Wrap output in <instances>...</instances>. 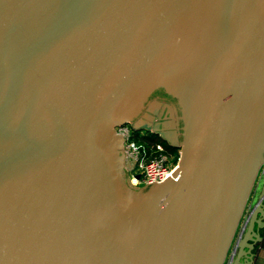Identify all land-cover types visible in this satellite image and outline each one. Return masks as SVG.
Wrapping results in <instances>:
<instances>
[{"label": "water", "instance_id": "obj_1", "mask_svg": "<svg viewBox=\"0 0 264 264\" xmlns=\"http://www.w3.org/2000/svg\"><path fill=\"white\" fill-rule=\"evenodd\" d=\"M263 167L264 0H0V264H254Z\"/></svg>", "mask_w": 264, "mask_h": 264}, {"label": "built area", "instance_id": "obj_2", "mask_svg": "<svg viewBox=\"0 0 264 264\" xmlns=\"http://www.w3.org/2000/svg\"><path fill=\"white\" fill-rule=\"evenodd\" d=\"M116 133L123 136L124 156L132 166L129 175L135 186L141 188L147 183L162 182L178 168L180 152H169L162 143L152 141L146 133L139 134L130 124L118 126Z\"/></svg>", "mask_w": 264, "mask_h": 264}, {"label": "crops", "instance_id": "obj_3", "mask_svg": "<svg viewBox=\"0 0 264 264\" xmlns=\"http://www.w3.org/2000/svg\"><path fill=\"white\" fill-rule=\"evenodd\" d=\"M258 188H257V192L255 194V198L253 199V201L249 202V207L251 206V204L253 203V205H255L258 201V196L261 192V189L264 186V167L261 169L260 175H259V179L257 182ZM264 204V201H263ZM249 213V208L247 210V214ZM247 217V215L245 214V218ZM245 218L243 219V221H245ZM244 224V223H243ZM243 226V225H242ZM258 230V236H261L262 240L261 242H259L256 245V248L254 250V254H255V258H254V264H264V224H262L259 228H257ZM251 237H253V235H251Z\"/></svg>", "mask_w": 264, "mask_h": 264}, {"label": "flooded vegetation", "instance_id": "obj_4", "mask_svg": "<svg viewBox=\"0 0 264 264\" xmlns=\"http://www.w3.org/2000/svg\"><path fill=\"white\" fill-rule=\"evenodd\" d=\"M167 100H168L169 102H174V100L171 99V98H169V99H167ZM174 104H175V103H174ZM168 117H170V114H169ZM168 121H170V119H169ZM168 121H165V118H164V117L161 119V121H158V118H156L155 121H152V122H153V123H152V127H153V128H158L157 123H159V124H160V125H159V128L162 129L163 124L167 123ZM147 137H148L149 139H153V140H155V141H160V142H162V143L164 144L165 148H166L167 150L171 151V149H170L171 147H170V146L167 144V142H166L163 138H161L157 133L149 132V133H147ZM172 149H173V148H172ZM173 150H174V149H173ZM176 151L179 152V150H176ZM123 174H124V178H125V180L127 179L131 184H133V183H132L133 180H132V178L130 177L129 172L127 171V169H124Z\"/></svg>", "mask_w": 264, "mask_h": 264}, {"label": "rangeland", "instance_id": "obj_5", "mask_svg": "<svg viewBox=\"0 0 264 264\" xmlns=\"http://www.w3.org/2000/svg\"><path fill=\"white\" fill-rule=\"evenodd\" d=\"M138 133L140 134L141 132H138ZM142 134H145V132H143ZM174 151H176V150L174 149ZM175 153H178V152L176 151ZM176 155L178 156V154H176ZM127 182L129 183V185H132L133 187L135 186L134 182H132L133 184H131L128 180H127Z\"/></svg>", "mask_w": 264, "mask_h": 264}, {"label": "trees", "instance_id": "obj_6", "mask_svg": "<svg viewBox=\"0 0 264 264\" xmlns=\"http://www.w3.org/2000/svg\"><path fill=\"white\" fill-rule=\"evenodd\" d=\"M152 141H155V140H153V139H151ZM158 142H160V141H158ZM160 143H162V142H160ZM163 144V143H162ZM164 145V144H163ZM171 149V151H169V152H173L174 150L172 149V148H170Z\"/></svg>", "mask_w": 264, "mask_h": 264}]
</instances>
